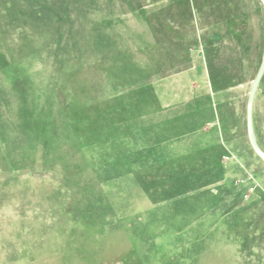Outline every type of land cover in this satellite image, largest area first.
<instances>
[{
  "label": "rangeland",
  "instance_id": "374dc122",
  "mask_svg": "<svg viewBox=\"0 0 264 264\" xmlns=\"http://www.w3.org/2000/svg\"><path fill=\"white\" fill-rule=\"evenodd\" d=\"M263 36L258 0H0V264H264Z\"/></svg>",
  "mask_w": 264,
  "mask_h": 264
},
{
  "label": "water",
  "instance_id": "95a60500",
  "mask_svg": "<svg viewBox=\"0 0 264 264\" xmlns=\"http://www.w3.org/2000/svg\"><path fill=\"white\" fill-rule=\"evenodd\" d=\"M258 2L264 10V0H258ZM263 75H264V36H263V44H262L261 61L257 69V72L254 76V79L251 83L246 100V107H245V131H246L247 142L252 152L264 165V152L260 149V147L257 144L254 133V127H253L254 98Z\"/></svg>",
  "mask_w": 264,
  "mask_h": 264
}]
</instances>
